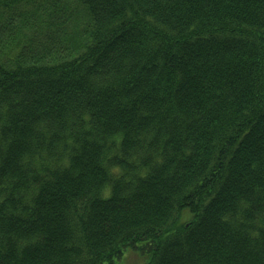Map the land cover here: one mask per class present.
<instances>
[{
  "label": "trees",
  "instance_id": "1",
  "mask_svg": "<svg viewBox=\"0 0 264 264\" xmlns=\"http://www.w3.org/2000/svg\"><path fill=\"white\" fill-rule=\"evenodd\" d=\"M264 264V0H0V264Z\"/></svg>",
  "mask_w": 264,
  "mask_h": 264
},
{
  "label": "rangeland",
  "instance_id": "2",
  "mask_svg": "<svg viewBox=\"0 0 264 264\" xmlns=\"http://www.w3.org/2000/svg\"><path fill=\"white\" fill-rule=\"evenodd\" d=\"M147 256L143 254L139 249H128L123 254L122 260L116 264H147Z\"/></svg>",
  "mask_w": 264,
  "mask_h": 264
}]
</instances>
